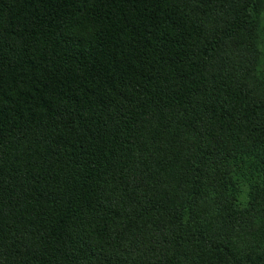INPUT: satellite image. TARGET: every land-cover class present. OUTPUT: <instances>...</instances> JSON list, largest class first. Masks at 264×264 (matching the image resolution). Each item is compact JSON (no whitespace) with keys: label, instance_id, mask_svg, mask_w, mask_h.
Masks as SVG:
<instances>
[{"label":"trees","instance_id":"trees-1","mask_svg":"<svg viewBox=\"0 0 264 264\" xmlns=\"http://www.w3.org/2000/svg\"><path fill=\"white\" fill-rule=\"evenodd\" d=\"M264 0H0V264H264Z\"/></svg>","mask_w":264,"mask_h":264},{"label":"rangeland","instance_id":"rangeland-1","mask_svg":"<svg viewBox=\"0 0 264 264\" xmlns=\"http://www.w3.org/2000/svg\"><path fill=\"white\" fill-rule=\"evenodd\" d=\"M262 24L264 25V12H263V17H262Z\"/></svg>","mask_w":264,"mask_h":264}]
</instances>
